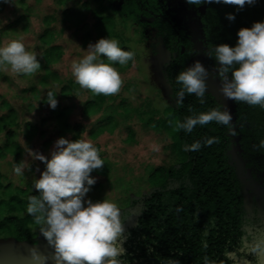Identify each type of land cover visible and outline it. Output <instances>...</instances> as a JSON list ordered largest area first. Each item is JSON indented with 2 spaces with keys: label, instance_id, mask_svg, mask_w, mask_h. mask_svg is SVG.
I'll use <instances>...</instances> for the list:
<instances>
[{
  "label": "trees",
  "instance_id": "obj_1",
  "mask_svg": "<svg viewBox=\"0 0 264 264\" xmlns=\"http://www.w3.org/2000/svg\"><path fill=\"white\" fill-rule=\"evenodd\" d=\"M93 1L99 6V9H92L95 20L93 26L99 30L98 38L108 35L120 38L121 30H118V26L126 29L133 23L155 31L169 53L164 74L171 88L173 116L176 121L222 106L218 98L208 92H205L204 103H200L194 94L187 93L182 103H176L175 93L180 85L176 83L175 77L180 69L179 54L182 45L181 31L171 18L154 11L144 0H124L118 10L112 5L104 7L102 0H87L85 3ZM16 2L25 6L24 0ZM5 4L0 2V10ZM195 6L199 15L204 18V28L211 47L220 43L234 45L239 28L250 27L253 22L264 20V0H255L254 4H245L243 8L214 3ZM127 12L130 14L129 24L124 15ZM225 13H234L235 19L227 20ZM25 17L26 15H22L0 26V39L6 33H16L17 26ZM63 20L75 27L73 35L77 37L82 30L80 13L67 8L63 11ZM50 22L51 17L45 18L46 25ZM22 30H26V25L22 26ZM52 32L53 28L48 27L40 36L44 44L41 58H37L40 69L43 70L38 77V84L44 90L40 103L47 105L43 99L48 91L57 93L56 107L53 109L48 106L47 118L53 121L58 137L82 139V122H70L72 108L63 103V99L72 94L79 84L73 79L62 77L52 68L63 54L60 44L51 43ZM120 47L128 50L126 45ZM102 58L106 63L120 66L106 57ZM27 90L38 98L39 86L35 85ZM88 92L94 98L86 102L84 113L91 115L110 95L96 94L90 90ZM0 98L2 105L7 108V112L0 116V133L4 135L0 145V160H4L7 153H10L19 162L23 148L17 140L18 135L22 134L26 142L36 135H46L39 124L19 120L14 106L3 95ZM22 100L25 101L26 98ZM234 105L237 117L235 135L240 137L238 144L241 147L239 160L233 157L232 135L227 126L211 121L194 126L190 132L177 128L175 139L183 150L185 159L169 167L153 170L150 174L153 179L150 180L151 190L129 202L125 210L127 218L123 220L124 232L116 241L121 247L118 259L122 264H169L170 260H176L179 264H205V257L209 264H237L229 256L231 251L242 253L244 248H248L246 246L249 242L263 239V211L261 213L256 198L253 197V217H249L243 174L246 173L250 185L260 188L259 196L264 204V148L259 146V141L264 139V108L243 101H234ZM104 119L108 120L106 117ZM106 120L100 122L103 129L111 128L108 122L105 123ZM91 134L94 136L96 132ZM208 137H217L218 142L205 145L203 141ZM194 141H200L201 147L189 150L188 146ZM51 142L46 139L43 146L49 148ZM100 186L101 184H94V188ZM0 194L5 196L0 199V213L7 210L0 223V233L7 234L4 239L12 240L17 245H37L32 229L38 224L26 212L27 197L37 194L36 190L27 191L22 187L12 189V184L0 166ZM1 240L0 237V242ZM45 245L50 247L47 243ZM255 252L250 251L245 255L244 264H261V255L258 257L259 252Z\"/></svg>",
  "mask_w": 264,
  "mask_h": 264
},
{
  "label": "rangeland",
  "instance_id": "obj_2",
  "mask_svg": "<svg viewBox=\"0 0 264 264\" xmlns=\"http://www.w3.org/2000/svg\"><path fill=\"white\" fill-rule=\"evenodd\" d=\"M16 1L3 5L0 10V21L5 22L0 26L22 15H26L25 20L19 23L16 33H6L1 36L0 46L9 40L17 39L24 44L26 50L35 52L36 57L41 58L44 44L40 36L46 28L51 27L53 28L51 43L60 44L63 49L61 58L53 64L52 68L62 77L75 80L71 73L72 62L86 54L82 49L86 48L89 42H95L98 39L99 30L93 26L95 20L92 9H99V6L93 1V3L89 2L91 7L89 3H85L87 0H24L25 6ZM61 1L64 2L61 3ZM122 1L124 0H102V5L104 7L112 5L118 10ZM144 2L154 11L167 15L180 29L182 47L179 54V72L193 61H201L209 73L205 81L206 92L217 97L221 105L231 112L235 130L237 117L234 101L225 98L219 91L220 81L215 75L216 62L214 58L205 55L211 46L204 28V18L197 12L196 6H189L186 0H144ZM67 8H72L82 16V30L77 37L73 35L75 27L63 20V11ZM124 15L129 24L131 21L129 12ZM47 17H51L49 25L44 23ZM117 20L120 21L119 17ZM23 25H26V30H22ZM118 30H121L120 38L111 35L107 37L116 39L119 46L126 45L128 51L134 53L128 63L114 66L121 78L119 90L110 94V97L101 103L99 108L96 107L94 114L91 115L85 114L84 111L86 102L94 97L85 88L78 86L72 94L63 99V103L72 108L69 121L82 122L84 129L82 139L89 140L104 161L101 168L94 169L90 173L96 178L95 184L98 183L101 186L94 188L93 184L86 196L93 200L103 198L111 200L121 210V218L124 220L127 218L125 210L129 202L151 190L152 171L158 167L166 168L180 162L185 159V155L175 139L177 128L176 118L173 116L171 88L164 74L169 58L167 49L152 28H143L133 23L126 29L118 26ZM42 73L43 70L40 67L32 73L24 74L12 71L6 64L0 65V95L14 106L19 120L39 124L46 135L43 137L36 135L29 142L25 141L22 134L18 135L17 140L23 148L20 161L26 162L22 175L13 171L16 161L12 154L7 153L5 159L0 160V166L12 184V189L22 187L27 191L35 190L32 187L33 181L35 177L38 178L39 171L44 165L30 157L27 147L47 156L58 138L53 121L47 118L48 105L40 103L44 90L38 84V77ZM35 85L40 88L38 98L32 96L27 90ZM23 98L26 100L23 101ZM6 112L7 108L2 105L0 98V116ZM105 117L108 120L104 119ZM44 118L46 120H43ZM101 120H106L105 123L108 122L111 128L103 129L100 125ZM94 132L96 134L92 136L91 133ZM239 138L237 135H232V154L235 160H239L238 155L241 152ZM46 139L52 141L49 148L43 146ZM3 140L4 135L1 132L0 145ZM238 165L241 171V166ZM243 176L249 217H253L252 200L255 197L261 213L263 211L262 224L264 225V204L259 196L260 188L250 185L246 173ZM4 197L0 194V199ZM6 212L5 209L0 213V223ZM32 232L33 238L38 242L35 246L14 244L12 240L4 239V236H7L6 233H0L2 238L0 264H56L54 250L45 245L46 241L39 233V225L34 226ZM262 237L264 239V232ZM263 239L249 242L246 246L248 248H244L242 253L231 251L229 256L235 259L237 264H244L245 255H248L250 251H257L258 257L261 255V264H264Z\"/></svg>",
  "mask_w": 264,
  "mask_h": 264
},
{
  "label": "clouds",
  "instance_id": "obj_3",
  "mask_svg": "<svg viewBox=\"0 0 264 264\" xmlns=\"http://www.w3.org/2000/svg\"><path fill=\"white\" fill-rule=\"evenodd\" d=\"M9 3L11 0H0ZM189 5L226 4L243 8L254 4L255 0H186ZM229 21L235 19L234 13H225ZM5 21H0V24ZM236 42L213 45L205 55L215 60V75L220 81L219 91L233 101H243L264 108V20L253 22L250 27H241L236 33ZM82 49V48H81ZM86 54L71 64V73L81 88L96 94L110 95L117 92L121 78L116 68L107 60L124 65L134 56L132 51L124 50L118 41L107 36L89 42L82 49ZM8 65L14 72L29 74L40 67L35 52L25 49L17 39L9 40L0 46V65ZM209 73L199 60L193 61L175 77L180 85L175 93L176 103L183 102L185 94H194L204 103L206 78ZM57 93L48 91L44 101L50 108L57 104ZM232 114L223 106L206 112L189 115L175 126L190 132L196 125L211 121L228 127L235 135ZM218 142L217 137H208L203 143L211 145ZM264 148V139L259 141ZM189 150L201 147L194 141ZM28 154L44 167L33 181L37 194L27 197L26 212L33 216L39 225V233L53 248L56 264H122L118 257L121 247L117 237L124 232L121 210L109 199L93 200L86 194L96 178L90 173L104 165L96 147L86 139L69 140L58 137L48 155L27 147ZM25 161L15 162L13 171L22 175ZM35 255V254H34ZM169 264H179L170 260ZM205 264H209L205 257Z\"/></svg>",
  "mask_w": 264,
  "mask_h": 264
}]
</instances>
